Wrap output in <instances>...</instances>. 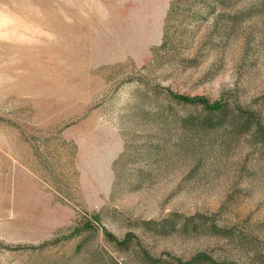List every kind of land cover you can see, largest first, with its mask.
Instances as JSON below:
<instances>
[{
	"label": "rangeland",
	"instance_id": "obj_1",
	"mask_svg": "<svg viewBox=\"0 0 264 264\" xmlns=\"http://www.w3.org/2000/svg\"><path fill=\"white\" fill-rule=\"evenodd\" d=\"M226 1L0 0V264H264V0Z\"/></svg>",
	"mask_w": 264,
	"mask_h": 264
},
{
	"label": "trees",
	"instance_id": "obj_2",
	"mask_svg": "<svg viewBox=\"0 0 264 264\" xmlns=\"http://www.w3.org/2000/svg\"><path fill=\"white\" fill-rule=\"evenodd\" d=\"M202 1L204 4H210L211 5V6H209L210 11L214 9V6H212L214 3H221V4L227 3L226 0H202ZM172 98L177 100V101L183 102V103L201 104L210 111H214V112H222L223 111L221 102H216V103L211 104L210 102L204 100L203 98L191 99V98H185L183 96H178L177 94H172ZM148 258L151 261H155L150 257H148Z\"/></svg>",
	"mask_w": 264,
	"mask_h": 264
}]
</instances>
